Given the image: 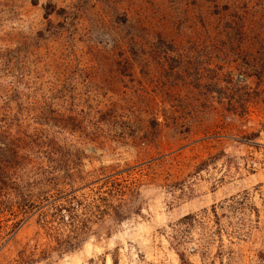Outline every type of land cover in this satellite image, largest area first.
Instances as JSON below:
<instances>
[{
    "label": "rangeland",
    "instance_id": "1",
    "mask_svg": "<svg viewBox=\"0 0 264 264\" xmlns=\"http://www.w3.org/2000/svg\"><path fill=\"white\" fill-rule=\"evenodd\" d=\"M6 156L137 212L66 252L64 224L2 213L0 264H264V0H0Z\"/></svg>",
    "mask_w": 264,
    "mask_h": 264
},
{
    "label": "trees",
    "instance_id": "2",
    "mask_svg": "<svg viewBox=\"0 0 264 264\" xmlns=\"http://www.w3.org/2000/svg\"><path fill=\"white\" fill-rule=\"evenodd\" d=\"M223 110L239 115L247 112V108L243 104L228 105L223 108ZM257 135L258 133H255L250 135V137H256ZM9 158L8 156L0 157V215L2 213H8L13 216L18 215L19 219L14 223V225H17L23 222L24 219L33 212L37 211L38 217L42 221L47 216L50 219L57 220V223L64 224L71 235L69 237L67 236L66 240L63 241V245L60 247V251L62 252L70 251L77 246L80 240L79 236L87 229V222L90 217L99 218L106 212V209H108L112 214V217H109L110 221L120 222L125 214L137 212H135L132 206L122 209L120 208L122 206L124 207L122 204L112 205L105 196L96 198L100 205H95L92 202L83 204L81 201L77 200L72 196L74 189L69 187V183L79 175L78 170L73 173L65 169L60 171L59 175L48 172V181L52 183V186L55 185L53 181L57 180V184L59 179H61L59 184L66 185L68 188L55 189L57 194L54 196H47L45 195L46 191L44 189L39 187L32 188L35 184L29 186V184L22 181L20 177L14 175V173L12 174L10 172L12 163ZM201 166H203V164H201L199 168ZM41 178L43 179V175H41ZM118 192L119 190L112 191V193L115 194ZM130 194L135 195V192L131 191ZM106 195L110 196V193L108 192ZM48 211L50 212L49 214ZM190 218V215L183 217V219ZM177 257L181 263L184 261L181 252L177 253Z\"/></svg>",
    "mask_w": 264,
    "mask_h": 264
}]
</instances>
